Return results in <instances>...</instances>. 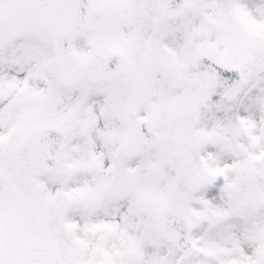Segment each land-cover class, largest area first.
<instances>
[{
	"label": "snow or ice",
	"instance_id": "obj_1",
	"mask_svg": "<svg viewBox=\"0 0 264 264\" xmlns=\"http://www.w3.org/2000/svg\"><path fill=\"white\" fill-rule=\"evenodd\" d=\"M0 264H264V0H0Z\"/></svg>",
	"mask_w": 264,
	"mask_h": 264
}]
</instances>
